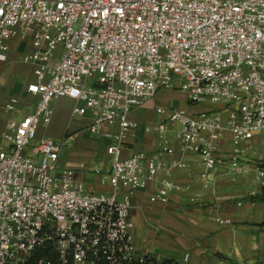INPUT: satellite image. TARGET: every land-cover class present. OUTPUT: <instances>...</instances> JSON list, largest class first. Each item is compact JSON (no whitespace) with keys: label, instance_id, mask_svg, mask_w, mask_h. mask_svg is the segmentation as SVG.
Wrapping results in <instances>:
<instances>
[{"label":"built area","instance_id":"2783aa9c","mask_svg":"<svg viewBox=\"0 0 264 264\" xmlns=\"http://www.w3.org/2000/svg\"><path fill=\"white\" fill-rule=\"evenodd\" d=\"M12 41L31 44L27 92L36 103L1 134L0 264L142 263L132 196L158 183L149 200L167 204L188 157L207 179L245 174L253 156L264 189V157L252 142L264 134V0H0V63ZM160 90L210 108L158 107V150L124 158L130 114ZM61 98L81 104L73 118L91 113L92 135L115 128L105 149L111 171L98 172L111 193L87 191L76 171L60 170L66 141L37 139ZM4 113H20L18 98Z\"/></svg>","mask_w":264,"mask_h":264},{"label":"crops","instance_id":"0c3cea01","mask_svg":"<svg viewBox=\"0 0 264 264\" xmlns=\"http://www.w3.org/2000/svg\"><path fill=\"white\" fill-rule=\"evenodd\" d=\"M9 46L7 61L0 63V148H3L2 143L8 148L1 137L7 122L31 114L36 103L27 92V86L35 80L34 66L26 60L31 44L12 41ZM158 94L130 114L129 120L135 128L124 141V158L134 154L150 155L158 150V136L154 131L147 132V113L150 108L157 113ZM10 97L18 98L19 114L4 113V105ZM65 102L71 107L66 115L58 111ZM76 105L81 106L69 98L54 101L52 121L38 129L37 139L44 138L42 133L45 135L47 131L50 136L56 135L57 127V137L67 143L63 149L66 159H62V151L60 162L76 171L87 191L109 194L112 189L101 185L98 172L111 171L112 161L105 149L115 143L107 136L114 133L115 128L105 127L101 134L92 135L87 129L91 113L72 120V109ZM70 126L75 130H70ZM248 161L251 164L245 174L236 177L209 174L204 179L201 161L196 157L186 158V169L175 172L172 177L178 188L170 194L167 204L149 200L158 183L135 192L131 215L137 252L180 264H264V195L255 184L253 156ZM92 163H96L94 168L90 167ZM88 171L93 173L91 179L87 178ZM252 185L257 189H251ZM260 211L261 216H258ZM217 218L228 220L230 224H220Z\"/></svg>","mask_w":264,"mask_h":264},{"label":"rangeland","instance_id":"374dc122","mask_svg":"<svg viewBox=\"0 0 264 264\" xmlns=\"http://www.w3.org/2000/svg\"><path fill=\"white\" fill-rule=\"evenodd\" d=\"M156 104L158 107H162V108H165V109H176V108H182V109H186V110H193L194 112H199V111H202V110H205V109H208L210 108L209 105H201V106H195V105H191L190 103H188L185 98L183 97V95L178 92V91H166V90H160L159 91V94H158V97L156 99ZM70 106H68V104L65 102V103H61V106L59 107V112L62 113V114H68L69 113V110H70ZM73 111V109H72ZM149 113H147V125L149 126L147 128V132H153L154 130V127L157 126L158 124L164 122L165 120V117L164 116H159L154 109L150 108L149 110ZM1 112V110H0ZM78 118V117H77ZM72 120H75V118H73L72 116ZM52 121V119H51ZM73 122V121H72ZM51 123V122H50ZM49 123V124H50ZM48 124V125H49ZM47 125V126H48ZM71 125V123H70ZM75 127H71L70 126V130H75L74 129ZM51 131H53L51 129ZM54 132L56 135H48V131L45 133H42L43 137L44 138H50L56 142H61L62 139L58 138L57 134H58V131H57V127L54 129ZM168 136L170 139H173V132L172 131H169L168 132ZM253 144L256 146L255 147V152H256V155H254V157L256 158H261V157H264V134L254 138L252 140ZM0 144H1V140H0ZM2 147L4 149H7V146L5 144L2 143ZM66 151V150H65ZM63 151V155H62V159H66V152ZM254 159V158H253ZM62 162V161H61ZM61 162H59V168L60 170H63L64 168H66V166L64 164H62ZM96 166V163H92L91 164V168H94ZM88 179H91L92 178V175L93 173H91V171H88ZM251 189H257L256 187H254L253 185L250 186ZM248 187V188H250ZM258 216H261V211L258 212Z\"/></svg>","mask_w":264,"mask_h":264},{"label":"trees","instance_id":"16d2710c","mask_svg":"<svg viewBox=\"0 0 264 264\" xmlns=\"http://www.w3.org/2000/svg\"><path fill=\"white\" fill-rule=\"evenodd\" d=\"M263 195H264V189H263ZM137 264H180V263L171 259L159 260L153 256H145L143 262Z\"/></svg>","mask_w":264,"mask_h":264}]
</instances>
